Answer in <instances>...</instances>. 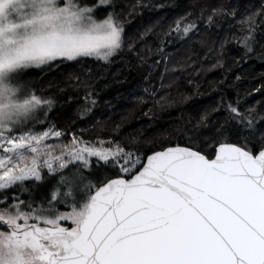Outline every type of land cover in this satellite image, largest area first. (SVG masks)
<instances>
[{
	"label": "snow or ice",
	"instance_id": "snow-or-ice-1",
	"mask_svg": "<svg viewBox=\"0 0 264 264\" xmlns=\"http://www.w3.org/2000/svg\"><path fill=\"white\" fill-rule=\"evenodd\" d=\"M108 7L113 0H0V264H264V146L241 136L256 122L238 106L228 105L237 139L218 128L220 138L203 142L211 157L192 139L146 157L115 141L65 143L39 120L54 101L21 75L85 57L109 62L126 33L115 11L98 19ZM254 15L239 21L248 52ZM194 28L178 21L172 31ZM85 100L81 115L95 104L91 93ZM57 176L39 204L22 199L31 197L25 182L46 187Z\"/></svg>",
	"mask_w": 264,
	"mask_h": 264
},
{
	"label": "trees",
	"instance_id": "trees-1",
	"mask_svg": "<svg viewBox=\"0 0 264 264\" xmlns=\"http://www.w3.org/2000/svg\"><path fill=\"white\" fill-rule=\"evenodd\" d=\"M136 1L114 0V7L98 14L104 18L112 10L124 19L134 46L121 58L109 63L81 58L26 73L33 91L54 101L44 122L86 141H115L144 157L190 139L211 157V145L203 142L220 138L218 128L237 139L238 126L228 111L232 104L254 118L255 132L242 129L241 136L259 151L264 146V0ZM253 15L256 38L248 52L241 41L248 25L239 21ZM178 21L193 22L195 28L182 36L172 31ZM87 93L95 104L81 115Z\"/></svg>",
	"mask_w": 264,
	"mask_h": 264
},
{
	"label": "rangeland",
	"instance_id": "rangeland-1",
	"mask_svg": "<svg viewBox=\"0 0 264 264\" xmlns=\"http://www.w3.org/2000/svg\"><path fill=\"white\" fill-rule=\"evenodd\" d=\"M136 2H137L138 4H141V0H137ZM113 5L115 6V4H114V0H113ZM110 9H111V8H110ZM109 11H112V10H108V12H109ZM126 16H128V15H126ZM177 17H178V16H177ZM104 18H105V17H104ZM98 19H103V18H100V17L98 16ZM120 20L124 23V27H125V33H126V42H125V43H126V46H125L120 52H118L115 56H113V57L110 59L109 62H111L112 60H117V59L121 58L122 55H123V52L130 50V48L127 47V44L131 42L130 39H128V38H129V33L127 32V31H128V30H127V26H125L124 19H121V18H120ZM85 58H91V59H94V60L96 61V63L99 62V60H96L95 58H92V57H85ZM168 59L171 60L170 58H168ZM69 62H75V61H69ZM109 62H107V63H109ZM105 63H106V62H105ZM54 67H55V66H54ZM30 70H37V71H42V70H41V69H36V68L27 69V70H25V72L21 75L20 83H21L26 89L33 91V83L27 79L28 77H27V75H26V73H27L28 71H30ZM38 94L41 95V96H43L41 93H38ZM43 97H44V96H43ZM48 112H49V111H48ZM48 112H47L46 114H44V113H38L39 120L44 122L45 119H46L44 116L48 115ZM30 123H34L35 127H38V126L42 125V124L39 123V122H30ZM44 123H45V122H44ZM48 124H52V123H48ZM64 133H65V132H64ZM73 135H76V134H75L74 132H71V133H69V134L65 133V139H64V142H65V143L70 142L71 137H72ZM76 136H77V135H76ZM78 137H79V136H78ZM103 141H106V140H103ZM94 143H95V142H94ZM131 152H133V151H131ZM134 153H135V152H134ZM141 156L144 157L143 155H141ZM106 174H110V173H106ZM106 174H102V176H103V175H106ZM84 175H85V177H87L88 179H90V180H92L93 182H95L96 177L90 175L88 170H84ZM102 176H101V178H102ZM58 179H59L58 176L56 177L55 180H53V179H51V177H49V178H48V181H47V186H46V187H39V186H36V187H34V188H30V191H31V197L29 196L28 193H24V194L22 195V199L28 200V199L32 198V199H34V200L36 201L37 204H39L40 202H42V201L44 200L45 193L50 194L51 188H52L53 186H55V184H56V182L58 181ZM28 182H31V181H28ZM25 183H27V182H25ZM59 210H60V211H67L68 208H66L64 204H60V205H59Z\"/></svg>",
	"mask_w": 264,
	"mask_h": 264
},
{
	"label": "water",
	"instance_id": "water-1",
	"mask_svg": "<svg viewBox=\"0 0 264 264\" xmlns=\"http://www.w3.org/2000/svg\"><path fill=\"white\" fill-rule=\"evenodd\" d=\"M163 150V149H162ZM158 151H160V150H158ZM152 154V153H151ZM151 154H149V155H151ZM145 162H146V159H145ZM115 178V177H114Z\"/></svg>",
	"mask_w": 264,
	"mask_h": 264
}]
</instances>
